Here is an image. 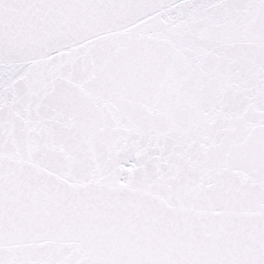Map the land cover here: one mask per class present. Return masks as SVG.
<instances>
[{"label":"snow or ice","instance_id":"6c2138e0","mask_svg":"<svg viewBox=\"0 0 264 264\" xmlns=\"http://www.w3.org/2000/svg\"><path fill=\"white\" fill-rule=\"evenodd\" d=\"M0 264H264V0H0Z\"/></svg>","mask_w":264,"mask_h":264}]
</instances>
